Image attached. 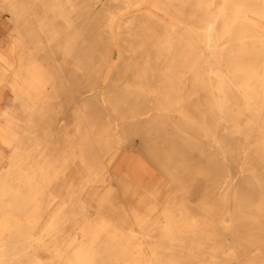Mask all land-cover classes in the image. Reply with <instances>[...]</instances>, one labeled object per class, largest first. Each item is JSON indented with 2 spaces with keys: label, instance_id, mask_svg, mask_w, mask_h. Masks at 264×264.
<instances>
[{
  "label": "bare ground",
  "instance_id": "obj_1",
  "mask_svg": "<svg viewBox=\"0 0 264 264\" xmlns=\"http://www.w3.org/2000/svg\"><path fill=\"white\" fill-rule=\"evenodd\" d=\"M3 16L0 264H264V0H0ZM65 93L82 106L53 127Z\"/></svg>",
  "mask_w": 264,
  "mask_h": 264
},
{
  "label": "rangeland",
  "instance_id": "obj_2",
  "mask_svg": "<svg viewBox=\"0 0 264 264\" xmlns=\"http://www.w3.org/2000/svg\"><path fill=\"white\" fill-rule=\"evenodd\" d=\"M144 7H146V6H144ZM153 12L156 15L160 16L163 20H165L167 22L171 21V19L169 17H167L164 13H162L160 11H153ZM138 13L142 14V13H145V11L143 10L141 12H139V11H136V12H127L125 14H126V16H134L135 14H138ZM125 14H120V15H125ZM0 20L1 21H4L7 24V37H9L11 35V33H12V26H11V24L5 20V16L1 17ZM117 55H118V52L116 51L115 52V55H114L115 56V59L112 62L113 65L119 63L117 61ZM101 63L102 62H100V61H94V62H92V65L91 66L95 67L96 69H99ZM111 68H114V67L112 66ZM119 78L120 79L118 81H129L130 80V76H127V77H124V78H122V77L119 76ZM106 81H107V79L105 78V80H103L101 82V84H100V87L101 88H104L105 86H107V82ZM154 82H155V79H152L151 78V80H148V83H150L151 85L155 84ZM4 93H5V101H4V104H5V103H7V101L10 100L11 92L7 89ZM66 96H67V93H65V95L62 96V99H60V100H54L52 102V104H53L52 108L51 109H47V110H50L51 111V119H52V121L54 122V120H55L56 125L53 126V127H59L60 124H62V121L60 123H58L60 120L67 119L69 121L72 118V113H74L75 111H78V109L82 106L81 105L82 100L78 101V99H77V100H74V101H70V100L67 99ZM126 116H131V114L128 113ZM71 128L74 129L73 127H71ZM131 133L134 134V135H136V133H133V132H131ZM144 134H145V136H147L146 132H144ZM152 134H154V135H161L162 133H161V131H154ZM125 135H127V134H125ZM135 141H136L135 143H138V145L142 144V141L140 140V138L137 139V140H135ZM149 142L150 143H154V141H152V140H149ZM168 142L171 143V140H169ZM159 143H162V141H160ZM124 147H128V145L126 144V145H124ZM130 153L132 154V157H131L132 159L130 161H133L134 162L135 161L134 158H137L139 156L141 158V160L143 161L144 164H146L150 168H152V170L156 174H158L159 176H162V174L153 166V163L151 164L150 159L147 157L148 156V154H147L148 152H146L147 156H145L144 158L142 156H140L135 151L130 152ZM179 153H180V151L177 150L176 151V154L178 155ZM162 179H163V177H162ZM163 180L164 181H163V186H162L160 200H162L165 196H169L170 193H171V189H172V183L169 180H167V179H163ZM197 191H198V189H196L194 187L190 191L191 193L186 196V198L190 201L189 205H191V206L198 205L199 201L201 199H203L204 197H206L205 196V193H204V190L202 192L200 191L201 193H198Z\"/></svg>",
  "mask_w": 264,
  "mask_h": 264
},
{
  "label": "crops",
  "instance_id": "obj_3",
  "mask_svg": "<svg viewBox=\"0 0 264 264\" xmlns=\"http://www.w3.org/2000/svg\"><path fill=\"white\" fill-rule=\"evenodd\" d=\"M7 38V24L0 20V48Z\"/></svg>",
  "mask_w": 264,
  "mask_h": 264
}]
</instances>
